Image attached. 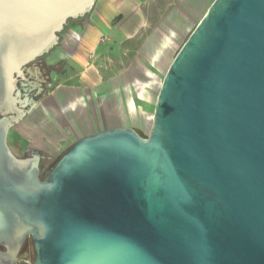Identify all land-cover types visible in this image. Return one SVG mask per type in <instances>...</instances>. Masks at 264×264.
I'll use <instances>...</instances> for the list:
<instances>
[{
	"label": "water",
	"instance_id": "water-1",
	"mask_svg": "<svg viewBox=\"0 0 264 264\" xmlns=\"http://www.w3.org/2000/svg\"><path fill=\"white\" fill-rule=\"evenodd\" d=\"M90 1L0 0V191L34 264H264V0L212 3L163 79L149 135L85 137L44 182L8 146L35 104L18 95L20 67Z\"/></svg>",
	"mask_w": 264,
	"mask_h": 264
},
{
	"label": "crops",
	"instance_id": "crops-1",
	"mask_svg": "<svg viewBox=\"0 0 264 264\" xmlns=\"http://www.w3.org/2000/svg\"><path fill=\"white\" fill-rule=\"evenodd\" d=\"M208 2L95 0L72 19L77 26L58 37L63 70L49 96L35 102L29 117L26 112L25 138L38 143L42 155L53 156L103 131H150L162 79Z\"/></svg>",
	"mask_w": 264,
	"mask_h": 264
},
{
	"label": "rangeland",
	"instance_id": "rangeland-1",
	"mask_svg": "<svg viewBox=\"0 0 264 264\" xmlns=\"http://www.w3.org/2000/svg\"><path fill=\"white\" fill-rule=\"evenodd\" d=\"M214 1L215 0H209V2H208V3H210L209 8L212 5L211 3H213ZM75 17H79V15L78 16H71L70 19H68L66 22H64L65 24H63L62 30L57 34L58 37H61L62 34L66 33V32L72 31V29H74L75 26H77L76 20H72ZM187 39L184 41V43L187 41ZM184 43H183V45H184ZM56 44H57V42H56ZM56 44L48 52L38 56L35 60L27 63V65H24L23 68L20 70L21 73H20L19 81H20V83H23L24 87H25V89L22 91L21 87L19 86L20 96L28 98L29 100L36 102V103L41 102L42 100L46 99L49 96V94L52 91L51 85L53 84V86H55L57 84V76L63 70L62 64L59 62L58 58L56 57V53L58 52L60 45H56ZM182 46L178 48L177 52L180 51ZM177 54L178 53H176L174 55V58L176 57ZM33 72H35V74H33ZM37 82L40 84V86L33 87L32 85L37 83ZM27 112L28 113L25 117H27V116L29 117L32 111H31V109H29ZM25 117H21L15 123V125L12 127L11 132H10V139H9L10 146H13L14 148H16L18 145L22 148V151L28 149L31 151H39L40 153H44V151H41V150H38L35 148L39 145L38 143L31 142V140H32L31 138H28V139L25 138L24 132H25V130H27V125H26L27 122H26ZM152 123H153V119L150 120L151 128H152ZM28 131H30L29 132V134H30L33 130L29 129ZM150 131L148 130L147 133H145V134L149 135ZM41 140H43V139H41ZM13 141H15V142H13ZM45 145L51 146V147L61 146L60 144H56V145L45 144ZM57 147H55V148H57ZM52 149H54V148H52ZM68 149H69V147L65 150H62V148H60V150L56 154H54L53 156L43 155V157L45 158V161H46V162H44L43 166H48L51 163H57L60 160V158L62 157V155ZM44 154H46V153H44ZM19 155H22V153H20Z\"/></svg>",
	"mask_w": 264,
	"mask_h": 264
},
{
	"label": "flooded vegetation",
	"instance_id": "flooded-vegetation-1",
	"mask_svg": "<svg viewBox=\"0 0 264 264\" xmlns=\"http://www.w3.org/2000/svg\"><path fill=\"white\" fill-rule=\"evenodd\" d=\"M21 90L25 89L24 84L18 81ZM28 108V106H26ZM24 108V109H26ZM25 111V110H24ZM4 118L0 115V122ZM11 128L8 132L7 143L12 150L10 139ZM13 152V150H12ZM14 153V152H13ZM16 158L25 163L28 170H32L34 164L38 165L35 178L40 182L47 179V173L52 170L56 164L51 163L43 166L45 158L39 151L24 150L22 155L14 153ZM0 191V264H34L35 251L31 236H26V226L21 223L20 218L16 216V209L13 206L12 195Z\"/></svg>",
	"mask_w": 264,
	"mask_h": 264
},
{
	"label": "bare ground",
	"instance_id": "bare-ground-1",
	"mask_svg": "<svg viewBox=\"0 0 264 264\" xmlns=\"http://www.w3.org/2000/svg\"><path fill=\"white\" fill-rule=\"evenodd\" d=\"M95 0L94 1H90L89 3H87L85 6H83L82 8H80L79 10H77L76 12H74L71 16H78V15H84L85 13H87L90 9H91V6L94 4ZM69 16L64 22H66L68 19H70ZM62 23L52 34L53 36L56 38V40H54L52 43H50L47 47H45L43 50H41L38 54H36L34 57H32L30 60H28L26 63H29L33 60H35L38 56L48 52L57 42L58 40V36H57V33H59L62 28H63V24L65 23ZM55 33V34H54ZM25 63V64H26ZM24 64L20 67V70L23 68ZM36 72V71H35ZM35 72H33V74H35ZM21 73V71H20ZM33 87H36V86H40V84L37 82L35 84L32 85ZM18 95H20V92L18 93ZM28 99V98H27ZM65 99V98H64ZM63 99V100H64ZM34 106V105H33ZM32 106V107H33ZM31 109V108H30Z\"/></svg>",
	"mask_w": 264,
	"mask_h": 264
}]
</instances>
